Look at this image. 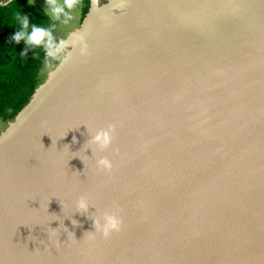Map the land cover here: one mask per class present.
Listing matches in <instances>:
<instances>
[{"label":"water","instance_id":"1","mask_svg":"<svg viewBox=\"0 0 264 264\" xmlns=\"http://www.w3.org/2000/svg\"><path fill=\"white\" fill-rule=\"evenodd\" d=\"M228 2L236 6L227 9ZM102 10L92 0L74 34L89 33ZM194 10L199 17L187 38L182 30L164 29L162 38H142L167 58L154 50L159 57L142 66L132 40L111 54L122 59L110 68L124 72L123 84L101 108L112 110L109 148L52 134L45 151L39 125H31L30 114L60 74L75 80L85 64L91 70L95 61L79 49L72 68L63 73L69 62L59 64L0 136V146L12 152L26 146L15 167L27 172L28 182L20 195L0 199L8 206L0 213L13 224L9 235H0V264H264V0H206ZM169 40L170 50L163 45ZM158 62L163 70L149 73ZM84 90L70 100L77 104ZM58 143L63 156L65 145L67 155L74 145L79 149L70 172L59 173L65 165ZM103 157L111 170L100 168ZM82 196L93 205L86 213L76 210ZM104 212L122 220L121 230L107 238L93 233ZM31 225L38 229L31 232Z\"/></svg>","mask_w":264,"mask_h":264},{"label":"bare ground","instance_id":"2","mask_svg":"<svg viewBox=\"0 0 264 264\" xmlns=\"http://www.w3.org/2000/svg\"><path fill=\"white\" fill-rule=\"evenodd\" d=\"M121 2H122V0H117L116 4L121 3ZM199 3H201V2H197L196 4H199ZM134 6L135 7L133 10H134L135 14H138V12L140 14H144V15L146 14V9H144V5L142 3H140L138 1V3H134ZM194 6L195 5L193 2H191L190 4L185 3V4H182V6H181L177 2V0H167V2H166V0H155L150 7L151 13H152V19H150V20L152 22H157V23L159 21H162V23H164L163 29L167 32V34L169 31L173 32V31L182 30L183 33L185 34V37L187 38V35H189V33H191V30L194 27V23H193L194 21H191V20L197 19L199 17V15H197L198 17L196 16L195 10L192 11V8ZM227 9H229V8L227 7ZM170 11H173L174 14H170ZM179 11H182V12L180 13ZM172 15H176L177 17L178 16H186V18H184L182 22L181 21L177 22V21L172 20L169 23L170 24L169 25L168 22L166 21V18L171 17ZM203 16L205 17V15H203ZM188 18H190V19H188ZM116 21L118 22L119 20H116ZM164 21H166L167 23ZM188 21H190V22H188ZM100 22H101V20H100ZM98 24H100V23H98ZM97 26L94 24L91 27L89 33L88 32L84 33V35L86 36V39L88 38V36L90 34L94 33L98 29ZM160 28L162 30V26ZM158 32L161 34L162 31L158 30ZM148 36L149 35L147 34L146 37H148ZM97 39H99V38H97ZM132 39H134V38H132ZM138 46H140V45H138ZM150 58H151V56H150ZM75 61L76 60H74L72 62V59H71L69 61V63L65 67L62 68L63 71H61V72L65 73L66 71H64V70L70 69V67L72 66V64ZM143 62L145 63V59ZM83 63H85V62H83ZM144 63H143V66H145V64H146V63L145 64ZM98 64H99L98 61H97V64H96V61L93 63H90L89 68L91 70L89 69L90 70L89 72L86 71V64H85L84 65L85 70L82 73V75L80 76L79 80H78L77 75L74 76V78H75V80H74L72 78L69 79L70 77H67V78L65 76L62 77V74H60V76H58V81L55 79V82L53 84V87L54 86L55 87L49 91V93L47 94L43 104L41 106L37 105L34 108V110L32 111V113L30 114L31 115V125L32 126L33 125H39V129H40L41 134H42V140H41L42 150L46 151L48 143L49 142L52 143L55 141L54 136L56 138V137H58V135H60V136L65 135V137L72 142H76V141L82 142L84 138H87V139H89L87 141L91 142L90 139L92 138V136L95 135V133L98 132L99 130H102V128H100L102 125L99 126V123L104 124L105 122H108L107 126L109 128H112V126H113V123L111 124V122H112V110L108 111V109H104V110L101 109L102 107H104V105L106 103H108L110 101V96L112 95V93L116 89V85L115 84L113 85L111 83L112 82V79H111V75H112L111 71L112 70H110V67L112 64L110 61L102 62L101 67H99ZM103 64H104V67H103ZM94 65H96V66L93 67ZM123 72H124L123 68H120L119 69V76L117 78V83L119 82L118 83L119 85L123 84V81L121 79ZM90 78H93L94 80H91ZM88 81H89V86H88ZM81 86H83V87H81ZM83 88H85V90L81 94L80 101L77 104H74V100H72V101L70 100L71 94L72 93H75V94L81 93V90ZM90 88L92 89V92H91ZM60 94H62V95L67 94L68 95L67 99L64 102L61 100L58 101L57 97H59ZM53 101H56V102L54 104H52ZM101 103L103 105H101ZM52 107H56V108L53 111H51V113L48 115V113ZM102 110H103V113H102ZM46 116H47V118H46ZM20 125H21V123H19V126ZM19 126H18V129H20ZM52 134H54V136ZM87 141H84L82 143H85ZM36 144L38 147V142H36ZM3 148H4V146L3 147L0 146V149H3ZM24 148L26 149V146H24ZM33 148L37 149V153L39 154V149L36 148L35 144H33ZM56 149H57V152L62 157V160L64 159V161H66V163H68V164L73 163V161L76 159V158L74 159L73 156L79 152V149L76 147V145H74L72 151L70 150V153L68 155H67V146L65 145V147H64V155L65 156H63V154L61 153L60 143H58L56 145ZM4 166L5 165L0 164V177H2V178H7V179L16 178L17 179V177H19V176H21V178L27 177L26 176L27 172L21 173L19 170H16L15 172H11V171H9L10 169L7 168L8 165L5 166L6 168ZM9 234H10V232L7 231V235H9ZM9 247L4 246L5 251H10L11 245ZM2 249H3V247L0 248V251ZM9 255H11V254H9Z\"/></svg>","mask_w":264,"mask_h":264},{"label":"rangeland","instance_id":"3","mask_svg":"<svg viewBox=\"0 0 264 264\" xmlns=\"http://www.w3.org/2000/svg\"><path fill=\"white\" fill-rule=\"evenodd\" d=\"M132 1L133 0H122L121 3H118L117 5L114 6V4L117 3L116 0H98L99 7L101 9H103L102 12L100 13V16L102 19H100L101 22L98 21V23H100L97 26L98 29L94 32L93 35L92 34L89 35L88 38L86 39L87 44L89 42L91 46L90 45L88 46V50H87V53L85 54L86 55L85 58H87L89 56L91 61H94V60L96 61L97 59H99L98 62L110 61L112 65H115L116 63L113 61L122 59L121 58L122 56H115V55L113 56L111 54L116 53L117 48L119 49V48L124 47V45H122V43L124 41H128V40H132L133 42L137 43V44H134L133 48H135L136 50L133 52H134L136 57H138V56L141 57L143 55L142 57H143V59H145L146 65L149 64V61L147 60V58L151 62H153L155 58L159 57V56L156 57L157 53L154 50H156L158 52V54H163L167 58L168 55L165 53V51L162 48L157 49L155 46L148 45V44H146V42H144L145 40L142 39L143 37H145L148 40H152V37H151L152 35H154L156 38H158V37L162 38V36H163V34H160L158 32V30L163 31L164 23H162V21H159L157 23V22H152L150 20V19H152V13H151L150 7L155 0H134L133 1L134 3H138V1H139L140 3H142L144 5V9H146L145 15L134 13L133 9L135 6H134V3ZM205 1L206 0H177V2L181 6H182V4H185V3L190 4L191 2H193L194 5L197 6V4H196L197 2H205ZM61 2H62V0H61ZM35 3L40 5L44 10L47 8L46 0H35ZM229 4H231V2H228V5H227L228 8H229ZM231 5L236 6L235 4H231ZM127 7L131 11V13L129 15L125 16L126 11H128ZM66 11L72 17V19L67 20V22H65V17H63V16H62L63 18L61 17L60 20H56V19L52 18L54 21H59V24H58V40L59 41L61 39L69 38L72 34H74L75 32H77L81 29V25H82V21H81L82 0H79V7L77 9L66 10ZM179 12L181 13L182 11H179ZM170 14H174L173 11H170ZM172 19H173V17H168L166 19L168 24L170 23V21ZM116 20H119V21L117 22ZM108 26H110V27H108ZM140 26L143 28L142 31L139 33H136L137 28ZM161 26H162V30L160 28ZM122 28H127L128 30L125 32L124 29H122ZM146 33L149 35L148 37H146V35H147ZM97 38H99V39H97ZM132 38H134V39H132ZM119 40H121V41H119ZM138 45H140V46H138ZM163 45L164 46L167 45L168 50L171 49L170 40H169V43H167V44L164 41ZM167 47L165 46L166 49H167ZM104 54H107L108 57H103V58L100 57V56H103ZM123 56H125V55H123ZM150 56H151V58H150ZM164 56H162V57L165 58ZM152 58H154V59H152ZM84 62H86V61H84ZM120 62H122V61H120ZM160 64H161V62H158V63L152 65L150 68L151 70H149V73L155 71L157 66H158L159 71L163 70V66H161ZM81 66H83V65H81ZM142 66H143V64H142ZM58 67H59V63L57 65H55V63L52 62L50 66L48 64H46L43 71H42V76H43V82L42 83L46 82L50 78L51 74L53 72H55V70L58 69ZM110 70L113 71V72L111 71V74H112L111 75V79H112L111 83L113 85L114 84L116 85L117 84V78L119 76V69L113 70L112 68H110ZM77 76H78V80H79L81 75L77 74ZM151 79H153V78H151ZM154 79H156V78H154ZM14 121H15V119L12 121H4V120L0 119V136L8 130V128L10 127V123L14 122ZM12 148H10V149H12ZM7 149H8V151H6ZM10 149L7 146H5L3 149H0V164H3L5 166L8 165L7 168L10 169L9 171L15 172L16 171L15 169H17L15 166L18 163V157H20V158L23 157L24 150H26V149L24 148L23 150H21L19 148V149H15L13 152ZM38 149H39V147H38ZM21 161H22V165H23L22 169L23 170L27 169V162H28L27 157L25 159H21ZM62 161H63V164L65 165V168H62L59 171V173L61 174L63 170L65 172H70L71 169H69V168H71L72 164L69 163L70 164L69 165L68 163H66V161H64V159ZM19 171L21 172V170H19ZM18 178H19V180L16 178L7 179V178L0 177V199L5 200V196L7 197V195H9L8 196L9 199H13L14 196L20 195V193L23 190L24 191L26 190V186H27L26 183H28L27 177L21 178V176H19ZM1 207L7 208L8 206L5 202H3V203H0V211H1ZM8 219H9L8 216L5 217L4 211L2 210V213H0V235L5 234V231H8L9 229L13 228V224ZM37 229H38V226L33 227V225H31V231L32 232H35ZM1 230H2V232H1Z\"/></svg>","mask_w":264,"mask_h":264},{"label":"trees","instance_id":"4","mask_svg":"<svg viewBox=\"0 0 264 264\" xmlns=\"http://www.w3.org/2000/svg\"><path fill=\"white\" fill-rule=\"evenodd\" d=\"M91 6L92 0H82V22ZM16 11L27 14L33 24L50 28L59 42V21L45 15L40 5L29 0H12L7 7H0V119L4 121L14 120L29 104L43 82L42 71L46 65L42 46H28L24 41L16 44L12 40L18 31L12 19ZM25 51L27 55H21Z\"/></svg>","mask_w":264,"mask_h":264},{"label":"clouds","instance_id":"5","mask_svg":"<svg viewBox=\"0 0 264 264\" xmlns=\"http://www.w3.org/2000/svg\"><path fill=\"white\" fill-rule=\"evenodd\" d=\"M34 4L35 0H29ZM8 2L0 0V7H7ZM47 8L45 15L56 20L65 17V22L72 19L66 10H73L79 7V0H46ZM14 24L18 26V31L12 36V40L16 44L24 41L28 46L43 47L44 60L49 66L52 62H58L60 65L66 64L70 61L74 50L79 49L80 54L87 53L88 45L86 36L81 33H76L67 39H61L59 42L55 41L53 31L43 25L33 24L29 16L20 11H16L12 17ZM70 49V50H69ZM21 55L26 56L25 51ZM114 129H102L92 136L91 144L98 147L101 151L109 148L114 139ZM95 152L94 147H90ZM98 164L102 170H111L112 163L107 157L100 158ZM93 205L86 196H82L76 203V210L81 213L88 212ZM75 224L76 221L74 220ZM122 220L115 214L104 212L102 217L95 220L96 231L93 233H101L103 237H109L113 232L121 230Z\"/></svg>","mask_w":264,"mask_h":264}]
</instances>
